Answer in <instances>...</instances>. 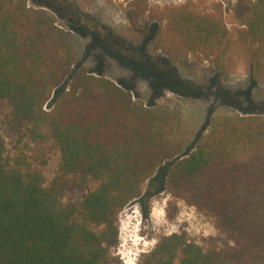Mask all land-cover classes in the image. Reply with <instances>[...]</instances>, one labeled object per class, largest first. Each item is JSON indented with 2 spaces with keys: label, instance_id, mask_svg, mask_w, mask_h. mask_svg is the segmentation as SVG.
<instances>
[{
  "label": "trees",
  "instance_id": "obj_1",
  "mask_svg": "<svg viewBox=\"0 0 264 264\" xmlns=\"http://www.w3.org/2000/svg\"><path fill=\"white\" fill-rule=\"evenodd\" d=\"M47 2L0 0V104L18 143L39 149L10 151L0 132V264H120L118 215L167 161L169 194L212 218L221 236L202 246L184 232L163 235L136 264H264V115L223 101L190 140L180 106H145L106 77L73 71L74 38ZM231 10L252 50L251 76L264 82V0H236ZM143 13L133 53L102 38L125 65L141 58L175 73L197 56L221 76L235 65L221 3L145 7L129 19ZM234 96L247 101L243 91ZM49 151L58 162L47 182Z\"/></svg>",
  "mask_w": 264,
  "mask_h": 264
},
{
  "label": "rangeland",
  "instance_id": "obj_2",
  "mask_svg": "<svg viewBox=\"0 0 264 264\" xmlns=\"http://www.w3.org/2000/svg\"><path fill=\"white\" fill-rule=\"evenodd\" d=\"M184 1L27 0V4L38 7L39 4L50 3L53 7L50 13L56 24L73 36V71L81 68L91 75L106 77L128 90L135 102L145 106L164 103L180 106L184 128L190 140H194L205 133L206 119L222 110L223 101H227L235 111L264 115V82L251 76L249 61L252 50L245 39L244 26L232 17L231 9L236 0H202L207 4L221 3L235 46V65L225 76L218 75L207 59L197 56H189L185 64L175 65V73L167 70L165 74H159L152 64L141 58L134 68L122 63L102 43L107 33L115 39L118 52L124 55L133 53L141 42V26L147 22L148 13L141 14L140 20L135 22L129 19L128 14L145 7L151 10ZM140 4L143 5L139 8ZM219 89L222 93L217 95L216 90ZM239 91L247 95L246 103L236 100L234 94ZM51 104L50 101L46 110ZM7 114L8 107L0 104V132L9 150L15 151L23 146L25 152L35 155L39 150L37 146L27 139L18 143L17 135L7 125ZM47 156L44 173L48 182L55 172L58 155L49 151ZM167 162L161 164L152 178L144 183L141 197L127 204L118 215V244L113 252L120 264H136L142 254L152 249L157 238L173 232H184L187 239L202 246L207 239L221 236L212 218L169 194L165 184Z\"/></svg>",
  "mask_w": 264,
  "mask_h": 264
}]
</instances>
